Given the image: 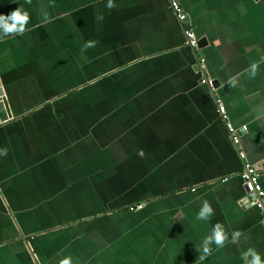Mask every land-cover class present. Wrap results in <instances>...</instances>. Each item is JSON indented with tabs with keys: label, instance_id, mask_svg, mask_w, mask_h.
<instances>
[{
	"label": "crops",
	"instance_id": "0c3cea01",
	"mask_svg": "<svg viewBox=\"0 0 264 264\" xmlns=\"http://www.w3.org/2000/svg\"><path fill=\"white\" fill-rule=\"evenodd\" d=\"M108 3L0 0L29 14L0 36V264H244L250 247L264 260L240 177L261 167L264 189V0H179L184 24L169 0ZM217 223L224 243L200 261Z\"/></svg>",
	"mask_w": 264,
	"mask_h": 264
},
{
	"label": "clouds",
	"instance_id": "9594fccd",
	"mask_svg": "<svg viewBox=\"0 0 264 264\" xmlns=\"http://www.w3.org/2000/svg\"><path fill=\"white\" fill-rule=\"evenodd\" d=\"M107 7H112L111 0H109ZM28 20V12L23 10L19 6L7 15L0 14V36L13 33H23L25 31V25L28 23ZM211 214L212 208L209 205L208 201L205 200L202 203L199 211L197 212V218L200 220H205ZM239 236L240 233L238 231L233 232V241H235ZM225 238L226 236L222 226L217 223L216 225H214L210 234L203 238L202 246L196 248V250L200 252V255L197 259L203 261L205 256L209 252V245L214 243L216 246L220 247L223 245ZM241 256L244 264H264V260L261 259V255L254 248H248L241 254ZM63 264H68V261H63Z\"/></svg>",
	"mask_w": 264,
	"mask_h": 264
},
{
	"label": "built area",
	"instance_id": "2783aa9c",
	"mask_svg": "<svg viewBox=\"0 0 264 264\" xmlns=\"http://www.w3.org/2000/svg\"><path fill=\"white\" fill-rule=\"evenodd\" d=\"M170 6L173 9L178 21L181 24H184V22L187 19V14L182 9L179 0H169ZM184 33L186 36V44L191 47L192 49H198L199 48V39L196 37L194 32L187 27H184ZM203 62V59H200V63ZM205 82H207L209 85H212V81L206 79H203ZM218 111L221 114V117L223 118L225 122V126L232 137L233 142H238V134L237 129L232 125V123L228 120V117L226 115L225 107L222 102L218 100ZM260 168L256 165L245 163L244 168L242 172L240 173V177L243 181L244 187L247 191V193H252L255 195V199L253 201L254 206L261 212L262 214V223L264 225V189L260 182ZM144 204H136L131 205L129 209L131 211L140 210L143 209Z\"/></svg>",
	"mask_w": 264,
	"mask_h": 264
},
{
	"label": "water",
	"instance_id": "95a60500",
	"mask_svg": "<svg viewBox=\"0 0 264 264\" xmlns=\"http://www.w3.org/2000/svg\"><path fill=\"white\" fill-rule=\"evenodd\" d=\"M205 44V39H200L199 48H201ZM217 82V81H216ZM216 84V83H214ZM12 117V113L10 111L9 103L7 98L5 97L4 89L0 80V123L7 121ZM247 199L253 203L255 199V195L252 193H247ZM246 200V198H245Z\"/></svg>",
	"mask_w": 264,
	"mask_h": 264
}]
</instances>
